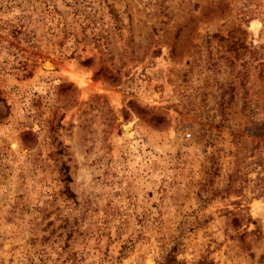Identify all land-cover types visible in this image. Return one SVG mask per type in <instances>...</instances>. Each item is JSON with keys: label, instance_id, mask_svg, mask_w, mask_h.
Listing matches in <instances>:
<instances>
[{"label": "rangeland", "instance_id": "1", "mask_svg": "<svg viewBox=\"0 0 264 264\" xmlns=\"http://www.w3.org/2000/svg\"><path fill=\"white\" fill-rule=\"evenodd\" d=\"M168 253L264 264V0H0V264Z\"/></svg>", "mask_w": 264, "mask_h": 264}, {"label": "trees", "instance_id": "2", "mask_svg": "<svg viewBox=\"0 0 264 264\" xmlns=\"http://www.w3.org/2000/svg\"><path fill=\"white\" fill-rule=\"evenodd\" d=\"M63 32H64V34H65L67 31H64V29H63ZM87 61H88V59H86V60L84 61V63H86ZM163 264H178V263H177V261L175 260L174 256H173L172 254L168 253V254L166 255V257L164 258V263H163Z\"/></svg>", "mask_w": 264, "mask_h": 264}, {"label": "bare ground", "instance_id": "3", "mask_svg": "<svg viewBox=\"0 0 264 264\" xmlns=\"http://www.w3.org/2000/svg\"><path fill=\"white\" fill-rule=\"evenodd\" d=\"M44 66L48 68V67L51 66V63L50 62H47V63L44 64ZM70 75H71L72 79L75 80V81H77V82H81V81L84 80V77L83 78H80L81 76L80 77L79 76H76L73 73H70Z\"/></svg>", "mask_w": 264, "mask_h": 264}]
</instances>
